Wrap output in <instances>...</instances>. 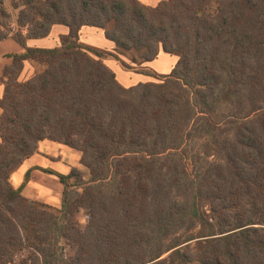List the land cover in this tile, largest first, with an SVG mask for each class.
<instances>
[{
    "label": "trees",
    "instance_id": "obj_1",
    "mask_svg": "<svg viewBox=\"0 0 264 264\" xmlns=\"http://www.w3.org/2000/svg\"><path fill=\"white\" fill-rule=\"evenodd\" d=\"M7 1L0 43L24 52L0 80V264H264V0H10L17 18ZM56 25L60 47L27 45ZM85 27L115 54L82 44ZM162 51L171 74L130 88L103 61ZM45 140L90 175L37 168L60 180V208L23 195L30 174L11 182Z\"/></svg>",
    "mask_w": 264,
    "mask_h": 264
},
{
    "label": "crops",
    "instance_id": "obj_2",
    "mask_svg": "<svg viewBox=\"0 0 264 264\" xmlns=\"http://www.w3.org/2000/svg\"><path fill=\"white\" fill-rule=\"evenodd\" d=\"M139 1L146 6L156 7L165 0ZM68 32L69 30L67 27L63 25H56L53 27L50 36L43 39L28 40L27 45L32 48L54 49L61 46V37L66 35ZM80 41L82 44L90 45L100 51L110 53L116 52V45L106 39L104 31L101 29L91 27L83 28L80 32ZM23 52V47L12 38L0 43V80L4 75V70L13 63V59L9 56L13 54H21ZM103 61L117 75V79L120 84L126 88L136 86L140 83L154 82V78L151 76L144 75L140 72L135 73L126 71L122 64L112 57L105 58ZM178 61L179 58L177 56L169 55L162 51L155 61L146 63L142 67L148 72L165 76L171 74ZM31 65V62L25 63L24 71L20 78L21 81H24L23 79L26 77L24 76L25 73L27 75L25 81L31 79L33 75H35L34 71L30 72V74L25 72L28 66ZM3 95L4 86L0 84V98H2ZM1 114L2 110L0 109V116ZM66 149H68L66 146L54 143L52 141L45 140L41 142L38 152L30 159L26 160L24 164L12 175L11 182L14 188H21L25 183L27 175L30 174V179L26 184V187L23 189V195L26 198L33 201L37 200L36 196H33V194L30 192L31 187L39 189L42 194L57 196L56 192H53V190L47 189L44 186H47V183H51L54 185V190H61L60 187L62 185L58 177L47 174L41 170H38L37 168L53 170L64 175L70 174L72 169L79 168L78 166L81 163L82 156H79L80 154L78 151L76 152V155H73ZM67 159L69 160V163H66ZM47 205L49 204L47 203ZM50 205L54 208H60L61 206L57 204Z\"/></svg>",
    "mask_w": 264,
    "mask_h": 264
},
{
    "label": "rangeland",
    "instance_id": "obj_3",
    "mask_svg": "<svg viewBox=\"0 0 264 264\" xmlns=\"http://www.w3.org/2000/svg\"><path fill=\"white\" fill-rule=\"evenodd\" d=\"M7 4H8V7L10 8V10H12V12L14 13V15H15V17L17 18V15H18V12L17 11H15L14 9H13V7H12V5H11V1L10 0H8L7 1ZM69 34V32L66 34V35H68ZM66 35H63V36H66ZM62 36V37H63ZM85 46H87V47H92V46H90V45H85ZM113 54H115V53H113ZM119 56V58L121 59V61H123V62H125L129 67H127V66H124L123 65V63L121 62V61H119L121 64H122V66H123V68L126 70V71H129V72H140L141 73V71L142 70H144V68L142 67L143 65L141 64V61L139 60V59H137L136 57H137V55L135 54V53H124V54H120V55H118ZM108 58V57H107ZM112 58H114V59H116L115 57H112ZM137 59V63H134L133 62V60L134 59ZM117 60V59H116ZM37 68H38V66L35 64V63H32V65L31 66H28V68H27V70L25 71V72H27V73H29L30 74V72H33L34 71V74H35V72L37 71ZM153 75H154V82H157L158 81V79L159 78H161V77H163V75H159V74H156V73H152ZM170 75V74H169ZM24 76H26L27 77V75H26V73H25V75ZM34 76V75H33ZM165 76H167V75H165ZM25 77V78H26ZM25 78L23 79L24 81L23 82H25ZM27 81V80H26ZM66 148H68V147H66ZM66 150H68L69 152H71L73 155H76L77 153V151H73V149H71V148H68V149H66ZM79 156H82V153L81 152H79ZM71 157V156H70ZM74 158V157H73ZM72 158V159H73ZM82 159V158H81ZM74 162V161H73ZM66 163H69V160L67 159V161H66ZM79 168L78 169H80V170H82L83 171V173L85 174V179L86 180H88L89 178H90V175H89V171L80 163L79 164V166H78ZM47 186H44L45 188H47V189H50V190H53V192H56V194H57V196H50V195H46V194H42L40 191H39V189H35L34 187H31V189H30V192H31V194H33V196H36V198H37V202H41V203H48L49 205L50 204H57V205H61V203H62V197H63V186H61L60 188H61V190H54L53 189V184H51V183H47L46 184ZM51 206V205H50ZM61 207V206H60ZM78 221H79V223H80V225L84 228L85 226H86V224H87V216H86V213L85 212H81L80 213V215L78 216ZM62 246L65 248V252H66V255L70 258V257H73L74 256V251H72L70 248H68V246H67V244H66V242H64V243H62Z\"/></svg>",
    "mask_w": 264,
    "mask_h": 264
}]
</instances>
